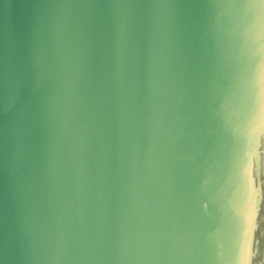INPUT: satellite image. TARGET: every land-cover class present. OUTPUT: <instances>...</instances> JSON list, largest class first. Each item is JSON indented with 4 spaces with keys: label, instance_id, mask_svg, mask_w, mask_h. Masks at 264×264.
<instances>
[{
    "label": "water",
    "instance_id": "water-1",
    "mask_svg": "<svg viewBox=\"0 0 264 264\" xmlns=\"http://www.w3.org/2000/svg\"><path fill=\"white\" fill-rule=\"evenodd\" d=\"M0 264H264V0H0Z\"/></svg>",
    "mask_w": 264,
    "mask_h": 264
}]
</instances>
